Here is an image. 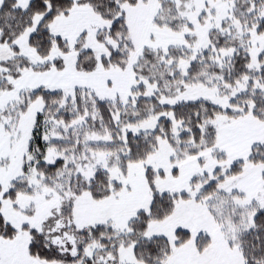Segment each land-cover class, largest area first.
I'll use <instances>...</instances> for the list:
<instances>
[{
  "label": "snow or ice",
  "instance_id": "obj_1",
  "mask_svg": "<svg viewBox=\"0 0 264 264\" xmlns=\"http://www.w3.org/2000/svg\"><path fill=\"white\" fill-rule=\"evenodd\" d=\"M0 264H264V0H0Z\"/></svg>",
  "mask_w": 264,
  "mask_h": 264
}]
</instances>
